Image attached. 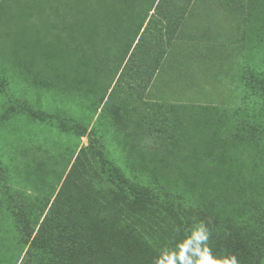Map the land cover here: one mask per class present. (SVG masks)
Segmentation results:
<instances>
[{
  "label": "rangeland",
  "instance_id": "obj_1",
  "mask_svg": "<svg viewBox=\"0 0 264 264\" xmlns=\"http://www.w3.org/2000/svg\"><path fill=\"white\" fill-rule=\"evenodd\" d=\"M65 182L144 264L185 222L264 264V0H0V264Z\"/></svg>",
  "mask_w": 264,
  "mask_h": 264
},
{
  "label": "trees",
  "instance_id": "obj_2",
  "mask_svg": "<svg viewBox=\"0 0 264 264\" xmlns=\"http://www.w3.org/2000/svg\"><path fill=\"white\" fill-rule=\"evenodd\" d=\"M119 119L123 125L127 124L122 116L119 115ZM162 120L166 124L169 121L167 116ZM82 133L85 134L86 130ZM89 141L97 150L98 161L107 167L108 160L96 130L92 129ZM54 191L39 199L35 210L17 215L15 229L20 233V242L26 246H23L24 253L16 264H144L139 249L129 238L102 234L94 228L101 223L99 216L84 203L74 201L67 182L56 195ZM183 229L188 236L193 227L185 222ZM209 246L217 257L235 255L241 259L240 248L237 250L230 243H220L219 240Z\"/></svg>",
  "mask_w": 264,
  "mask_h": 264
},
{
  "label": "clouds",
  "instance_id": "obj_3",
  "mask_svg": "<svg viewBox=\"0 0 264 264\" xmlns=\"http://www.w3.org/2000/svg\"><path fill=\"white\" fill-rule=\"evenodd\" d=\"M210 232L205 224L196 226L173 250H164L155 264H239L237 257L217 258L208 244Z\"/></svg>",
  "mask_w": 264,
  "mask_h": 264
}]
</instances>
